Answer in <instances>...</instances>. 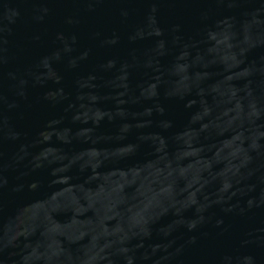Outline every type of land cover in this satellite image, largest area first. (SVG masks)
<instances>
[{
	"label": "water",
	"instance_id": "water-1",
	"mask_svg": "<svg viewBox=\"0 0 264 264\" xmlns=\"http://www.w3.org/2000/svg\"><path fill=\"white\" fill-rule=\"evenodd\" d=\"M0 264H264V0H0Z\"/></svg>",
	"mask_w": 264,
	"mask_h": 264
}]
</instances>
